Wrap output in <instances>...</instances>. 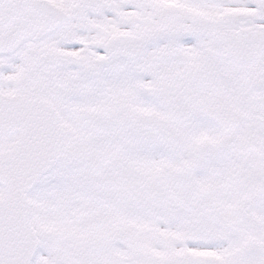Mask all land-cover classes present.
Wrapping results in <instances>:
<instances>
[{
  "label": "snow or ice",
  "instance_id": "1",
  "mask_svg": "<svg viewBox=\"0 0 264 264\" xmlns=\"http://www.w3.org/2000/svg\"><path fill=\"white\" fill-rule=\"evenodd\" d=\"M0 264H264V0H0Z\"/></svg>",
  "mask_w": 264,
  "mask_h": 264
}]
</instances>
